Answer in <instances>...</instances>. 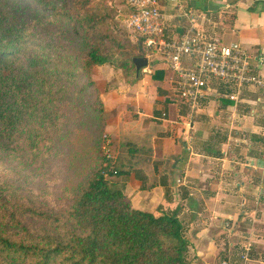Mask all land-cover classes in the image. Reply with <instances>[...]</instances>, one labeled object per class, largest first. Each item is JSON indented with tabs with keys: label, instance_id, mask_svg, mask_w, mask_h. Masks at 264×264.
Listing matches in <instances>:
<instances>
[{
	"label": "trees",
	"instance_id": "obj_1",
	"mask_svg": "<svg viewBox=\"0 0 264 264\" xmlns=\"http://www.w3.org/2000/svg\"><path fill=\"white\" fill-rule=\"evenodd\" d=\"M114 15L110 0H0V161L44 165L63 145L72 171L39 204L0 180V264H190L177 215L133 208L114 179L119 157L103 153L87 73L108 65L134 84L132 59L153 52Z\"/></svg>",
	"mask_w": 264,
	"mask_h": 264
},
{
	"label": "crops",
	"instance_id": "obj_2",
	"mask_svg": "<svg viewBox=\"0 0 264 264\" xmlns=\"http://www.w3.org/2000/svg\"><path fill=\"white\" fill-rule=\"evenodd\" d=\"M158 3L165 40L180 39L193 16L196 32L239 43L264 77V0ZM147 61L134 84L108 65L91 72L119 157L114 179L133 208L177 215L190 264H240L247 245L249 264H264V90L242 88L232 100V89L213 80L189 116L163 56L153 51Z\"/></svg>",
	"mask_w": 264,
	"mask_h": 264
},
{
	"label": "built area",
	"instance_id": "obj_3",
	"mask_svg": "<svg viewBox=\"0 0 264 264\" xmlns=\"http://www.w3.org/2000/svg\"><path fill=\"white\" fill-rule=\"evenodd\" d=\"M130 13L126 29L132 37L141 38L145 48L163 56L173 73L171 92L192 116L210 89L211 81H217L232 89L229 98L237 100L242 88L264 90V77L250 63L249 53L237 42L223 43L218 37L207 38L196 32L194 18L178 40H165L163 14L158 0H125ZM184 57L191 60L186 67ZM110 140L104 139L102 149L105 156L114 159ZM250 247L247 245L239 254L240 264H249ZM219 264H229L221 260Z\"/></svg>",
	"mask_w": 264,
	"mask_h": 264
},
{
	"label": "rangeland",
	"instance_id": "obj_4",
	"mask_svg": "<svg viewBox=\"0 0 264 264\" xmlns=\"http://www.w3.org/2000/svg\"><path fill=\"white\" fill-rule=\"evenodd\" d=\"M110 6L114 9L115 13V24H113V26L116 31L123 35H127L131 39V41H135L136 38L132 37V35L129 34L126 29V21L130 13V9L126 1L110 0ZM149 55L147 56V58L149 57ZM95 66L91 67L87 73V76L90 80H92L91 72ZM91 88L94 91L95 96H100L97 87L94 85V82ZM105 136L106 139L110 140L108 134L104 129V133L101 136L103 142ZM109 145L112 149L111 141ZM55 152L56 154H53L48 160H46L44 165H38L37 163L21 164L19 163V159L1 160L0 180L8 181V188L11 191L15 190L17 194L24 196L25 198L27 197L33 200L32 202H35L37 204L42 203L45 199H52V197L57 195L61 190V187L66 181L65 178L72 174V171L65 170L66 150L64 146L60 145L59 147H57Z\"/></svg>",
	"mask_w": 264,
	"mask_h": 264
},
{
	"label": "water",
	"instance_id": "obj_5",
	"mask_svg": "<svg viewBox=\"0 0 264 264\" xmlns=\"http://www.w3.org/2000/svg\"><path fill=\"white\" fill-rule=\"evenodd\" d=\"M132 61L135 64L137 70L145 68L148 64L146 57H135L132 59Z\"/></svg>",
	"mask_w": 264,
	"mask_h": 264
}]
</instances>
